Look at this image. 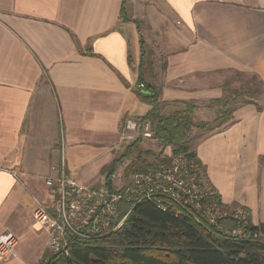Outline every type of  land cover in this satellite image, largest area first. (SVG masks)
<instances>
[{"label": "crops", "instance_id": "obj_1", "mask_svg": "<svg viewBox=\"0 0 264 264\" xmlns=\"http://www.w3.org/2000/svg\"><path fill=\"white\" fill-rule=\"evenodd\" d=\"M142 58L164 115L191 104L201 124L215 100L245 96L191 148L223 204L264 223V0H0V236L19 240L0 264L42 260L46 180L64 166L90 186L127 146L126 121L151 112Z\"/></svg>", "mask_w": 264, "mask_h": 264}, {"label": "trees", "instance_id": "obj_2", "mask_svg": "<svg viewBox=\"0 0 264 264\" xmlns=\"http://www.w3.org/2000/svg\"><path fill=\"white\" fill-rule=\"evenodd\" d=\"M143 46L142 41L145 57ZM144 73L142 58L139 86L143 88L137 90V95L152 106L151 112L142 120L150 122L153 139L164 147L172 148V156L161 157L148 152L146 155L152 158L148 160L141 151L124 170L125 177L128 179L134 174L156 171L162 166H169L175 158L184 157L198 169L200 178L208 180L206 169L192 150L189 139L191 129H203L208 124L194 123L196 108L191 104H187L183 111L162 114V90L146 83ZM229 99L226 97L212 103L219 111L209 132L230 122L234 107L229 106ZM144 141L149 140L139 138L128 144L121 157L102 169L100 175L104 176L108 189L113 188L118 165L132 157ZM213 200L224 210L242 207L223 204L218 192ZM242 208L248 213L246 220L228 216L211 224L200 223L189 216L176 218L171 213L160 211L153 203L144 201L133 209L122 230L106 238L84 242L72 248L68 256L47 251L38 264H264V223L254 224L249 210Z\"/></svg>", "mask_w": 264, "mask_h": 264}, {"label": "built area", "instance_id": "obj_3", "mask_svg": "<svg viewBox=\"0 0 264 264\" xmlns=\"http://www.w3.org/2000/svg\"><path fill=\"white\" fill-rule=\"evenodd\" d=\"M139 138H154L150 122L128 119L122 143L130 144ZM46 186L49 201L35 200L32 216L35 229L47 234L46 250L55 255L68 256L72 248L84 242L122 230L133 209L144 201L176 218L189 216L200 223L216 224L228 216L246 220L248 216L242 207L221 208L213 200L217 191L210 181L200 178L198 169L184 157L175 158L169 166L156 171L134 174L120 188L83 184L64 166L57 171V176L46 180ZM18 243L17 236L11 232L1 235L0 259L13 255Z\"/></svg>", "mask_w": 264, "mask_h": 264}, {"label": "rangeland", "instance_id": "obj_4", "mask_svg": "<svg viewBox=\"0 0 264 264\" xmlns=\"http://www.w3.org/2000/svg\"><path fill=\"white\" fill-rule=\"evenodd\" d=\"M147 50H149V49H146V51ZM248 97L252 98L253 96H250L249 95ZM234 98H236V99H234ZM244 99H245V96L244 95L243 96H234V95H231L230 96V100H229V106L231 108H233V107H235L236 104H238L239 102H241ZM206 115L208 116L209 115V112L204 111V112H201L200 114H197L194 117V119H195L196 122L204 121L205 124H208V125L205 126L206 128H203V129L202 128H197V127H194L193 129H191V131L189 133L190 143L192 142V144H196L197 142L196 141L195 142L193 141L194 138L197 139L201 134H203V133H209L210 128L213 127V125H214V121L213 120H215V118L218 116V113H216V116L211 121L208 118H205ZM207 121H209V122H207ZM141 151L143 152V157L147 158L148 160H152V158H150V157H148L146 155V153H148V152L153 153V154H156V155H162L161 157H164V156H172V148L171 147H164L163 145H161L155 139L142 142V144L139 146V149L134 151L132 157H129L127 159H124L118 165V169H117L116 175L113 177V184H114L113 186H115V188H120V186H122L124 183H128V180L132 176L127 179L125 177L124 170L129 165L131 159H133V160L134 159H137V157L139 156V154H140ZM122 154H123L122 148L116 150L113 153L114 160L115 159H118L119 157H121ZM90 186L97 187V188H105L106 189L107 187L105 186V178H104V176L100 175L98 177V179H96L95 181L91 182V185ZM260 218H261V221H264V190L262 191Z\"/></svg>", "mask_w": 264, "mask_h": 264}, {"label": "water", "instance_id": "obj_5", "mask_svg": "<svg viewBox=\"0 0 264 264\" xmlns=\"http://www.w3.org/2000/svg\"><path fill=\"white\" fill-rule=\"evenodd\" d=\"M146 94H149V93H147V92H145Z\"/></svg>", "mask_w": 264, "mask_h": 264}]
</instances>
